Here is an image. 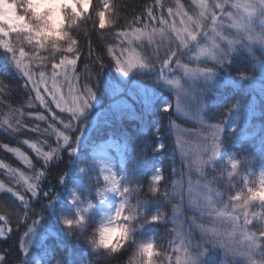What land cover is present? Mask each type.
I'll return each instance as SVG.
<instances>
[{
    "label": "clouds",
    "instance_id": "9594fccd",
    "mask_svg": "<svg viewBox=\"0 0 264 264\" xmlns=\"http://www.w3.org/2000/svg\"><path fill=\"white\" fill-rule=\"evenodd\" d=\"M191 3L198 6L180 33L165 31L153 36L148 41L151 51L147 54L142 43L137 50L131 47L132 42H120L122 50L131 48L144 58L145 68L137 75L169 89L186 113L205 105L204 89L198 94L195 81H210L220 70H227L233 56L244 52L251 57L248 70L234 74L242 81L253 79L264 63V0ZM108 4L109 0H0V54L17 77L23 76L16 67L17 59L38 73L73 54L79 56L78 35L87 22L93 24L101 39L106 34L102 30H112L119 23L114 6ZM16 89V84L0 76V129L11 136L21 134L25 127L22 115H17L23 103L13 102ZM237 103L223 111H231ZM33 128L41 131L40 125ZM211 148L212 140L205 139L193 162L196 175L179 199L149 185L147 194L151 201L159 200L167 206L151 214L145 211L149 200L133 204L125 195L128 188L120 192L108 187L97 189L104 193L99 202L105 201L107 193H118L121 199L99 212L90 224L89 214L96 203L72 196L68 204L74 206V214L59 213L58 220L65 236L86 249L76 264H206L205 258L212 251L219 253L215 264H264V211L257 210H264V171H254L249 164L245 166L244 158L235 157L224 158L217 167L221 145L216 156ZM91 168L92 163L87 161L79 166V171L84 169L83 174H87ZM53 193L52 188L44 193L50 198L42 201L41 207L53 203ZM33 213L38 219L29 228L43 219L39 209H33ZM12 216L11 210L0 202V219L7 218L9 222ZM16 220L26 222L18 214ZM155 224L163 226L165 240L155 233L147 238L137 237V233ZM248 237H254V242ZM52 264H65V259L58 255Z\"/></svg>",
    "mask_w": 264,
    "mask_h": 264
},
{
    "label": "trees",
    "instance_id": "16d2710c",
    "mask_svg": "<svg viewBox=\"0 0 264 264\" xmlns=\"http://www.w3.org/2000/svg\"><path fill=\"white\" fill-rule=\"evenodd\" d=\"M163 2L166 6L164 9L157 8L155 0H109V4L114 6V11L119 16V23L115 28L102 30L106 34L101 39L93 24L87 22L85 30L78 35L80 58L77 63V74L79 75L77 82L81 89L85 83L93 87L97 99L93 101L91 111L96 109L98 117L94 123L89 124L87 130L85 128L84 137L78 146L77 152L80 156L77 160H74L75 154L70 155V149L61 147L57 155L45 164L43 158L38 157L33 149L22 143L23 140L28 139L45 152L49 150V147H56L58 143L56 136L48 135L44 129H48L49 123L59 126L52 120L53 115L59 118L68 117V115L59 113L55 105H51L47 110L41 107L39 101L35 100V93L31 91L32 85L26 84L23 76L17 77L3 54H0V76L17 85L13 102L23 103L20 113H23L21 119L25 123L22 133L16 136L8 135L0 129V145L19 148L28 156L31 167L22 165L13 153L2 147H0V162L8 165L10 169L23 172L28 178H33L37 172H44V176L39 181H30L38 184V197L33 198L28 190L22 191L9 170L0 168V184H3L5 189L0 191V202L13 213L9 222L4 226L5 237L0 238V256L6 258L5 264H22V262L23 264H35L37 260L40 261V264H52L53 259L58 255L64 257L65 264H76L77 258L86 252L82 244L74 243L65 236L64 230L59 224L58 214H74V209L68 206L64 200L70 190H74L82 200L91 199L95 202L98 199L97 189L102 190L106 186V182L101 178L99 169L94 165V160L89 155L91 152L97 151L100 142L106 139L112 138L124 144V173L118 182L119 191L123 192L124 188H128L129 192L125 195L133 204L149 200L150 202L145 207L148 214L161 206L167 207L159 200L151 201V197L147 194L156 170H160L162 176L158 185L159 189L162 192L172 193L176 199L187 193L191 181L196 175L195 167H193L194 161L186 159L178 147V131L181 129L199 133L205 125L224 126L223 129L221 128L218 141L221 149L217 167L224 158L228 157L244 158L245 166L249 164L254 171L264 167V63L258 67L251 80L242 81L234 75L237 71L248 70L252 60L247 53L241 52L239 55L233 56L232 64L226 66L227 70H220L217 74L218 83L214 87L204 90L202 94L205 98V105L199 110H192V113L197 115L199 122L182 119L173 108H170L171 121L163 120L161 132L157 135L151 128V122L159 119L162 115L160 111L162 98H158L154 102L151 101L150 104L146 102L136 104L130 101L126 107H121L119 110L111 109L110 106L113 105L114 99L122 101L125 97V88L129 87L133 80H138L141 84H144V81L142 75L132 76L123 85V93L114 98L106 85L123 78L119 77L114 62L107 53V47L112 45L115 49H121V41L127 45L125 38L117 36L118 32H131L135 28L144 30L145 24L149 25L147 30L152 29L153 26L158 28L161 17L168 19L166 8L168 6L175 7L174 0H163ZM181 3L185 6L186 11H191L190 0H181ZM149 8L154 12L155 21L147 15L146 10ZM140 43L143 44L145 54L151 51L150 47L144 43L143 38L139 41L132 40L131 47L139 50ZM122 54L124 53L121 51L115 52L117 56ZM98 57L99 62H97ZM85 63L88 64L87 69H85ZM101 64H103L102 70ZM48 67L50 69V65ZM225 78L228 81L224 83L222 80ZM66 89L65 87L64 91ZM163 94L171 97V94L166 91ZM237 101L240 110L235 115V123L228 128L224 125L226 124L225 120L235 114L232 112L234 108L228 112L223 109ZM29 102L33 104L31 108L28 107ZM37 114L44 115L46 120H35L33 117ZM35 125H40V132L29 131ZM78 134V132L70 133L73 137ZM202 134L204 133L202 132ZM146 139L163 143L164 150L156 152L149 149L146 153H142L141 149ZM60 143L62 144V141ZM73 145L76 146L74 141ZM141 160L144 163L138 167V162ZM87 161L92 163V168L88 169L87 174L76 175L75 171ZM189 165L192 167L190 168ZM62 175L64 176L63 183L60 182ZM76 178L81 183L80 188L77 187ZM8 188L23 195L28 206L25 207L12 196L11 192L6 191ZM49 188L53 189L56 199L50 206L41 207V202L50 198V196L44 195ZM57 198L64 201H57ZM33 209H39L43 216V219L33 228V232L38 231L41 236L36 241L28 243L31 233L29 236H25V232L32 226V221L38 219L33 213ZM257 210L264 211L259 208ZM25 213L28 214L26 217ZM17 214L24 217L26 222H17ZM97 215V211H91L89 214L90 224L94 223ZM171 224L170 220L169 226ZM153 233L161 240L166 239L163 234V226L159 224L149 225L143 232L137 233V237L147 238ZM196 235L198 237L199 233L197 232ZM22 240L29 249L27 255L20 250ZM218 258L219 253L212 251L205 258L206 264H215Z\"/></svg>",
    "mask_w": 264,
    "mask_h": 264
},
{
    "label": "snow or ice",
    "instance_id": "6c2138e0",
    "mask_svg": "<svg viewBox=\"0 0 264 264\" xmlns=\"http://www.w3.org/2000/svg\"><path fill=\"white\" fill-rule=\"evenodd\" d=\"M155 6L157 8L164 9L166 6L163 0H155ZM198 5H195L197 7ZM108 7H111L108 4ZM148 17L152 18L155 21V15L151 8L147 9ZM168 13V18L173 21L179 17V26L175 22L169 23V19H165L163 17L159 20L160 27L157 28L155 26L152 27V31L148 32L147 28L148 24L144 25V30L140 28H135L131 32L121 31L117 33L118 37H123L127 40V43H131L132 40H141L142 38H146L149 42H151L153 36L161 35L165 31L175 32L177 34L180 33L181 29L186 26L188 23V17L190 16L189 12L185 10V6L181 3V0H176L175 7L168 6L166 8ZM139 21V18H137ZM79 52V47L77 48ZM116 51H121L122 55H115ZM107 53L111 60L114 62V66L116 71L119 74L120 78L115 82H109L106 87L110 90L112 96L115 98L116 96H120L123 91V85L127 83L128 80L132 78V76L137 75L138 71L143 70L145 68L144 58L140 55L139 52L129 48L127 50L115 49L113 47H107ZM80 58L73 54L72 58H65L64 61H58L55 64H50L49 67L43 71L38 73H33L29 65H26L22 62V59H17L15 61L17 69L22 72L23 77L25 78L26 84H31V91L35 93V100L39 101L41 107L46 110L50 107L48 103L49 97H46L44 94L40 92V87L43 86L46 93L50 94V101L52 105H55V108L58 109L59 113H67L69 116V121L65 122L63 119L59 118L56 115L52 116V120L56 122L57 126H54L52 123L48 124L47 134L55 135L57 138L56 147H49L47 152L42 151L41 148L37 147V144L31 142L28 139L22 141L23 144L27 145L29 148L33 149L38 157L43 158L45 164L51 161L58 153L61 147L65 149H71L70 155L77 153L78 146H80L82 138L84 137L85 127L81 126V122L91 121L88 120L89 117V109L93 107V101L97 99L96 92L93 87L88 83H85L81 89V86L77 82L79 80V75L77 74V63ZM99 62V61H98ZM88 68V64L85 63V69ZM101 69H103V64H101ZM38 76V79H37ZM211 79V75L209 76ZM165 83H172L171 81H165ZM67 88L65 93L64 89ZM131 95V93H129ZM123 102L121 100H115L113 105H111V109L119 110L120 106ZM176 111H183L179 100L177 99L175 102ZM28 107L31 108V102L28 103ZM160 111L162 115L159 119L153 120L151 122V128L154 129V134H160L162 128V121L169 120L170 117V106L166 102L161 103ZM23 115V113H20ZM35 120L43 121L45 116L41 114H37L33 117ZM75 121V123H73ZM175 125L173 124V127ZM214 129L212 133V155H218L220 144L218 143L220 139V133L222 131L219 124H215L211 126ZM31 132H40L39 129L30 128ZM71 132H78L79 134L76 136L70 135ZM62 141V144L60 143ZM73 141L75 145H73ZM0 147L4 148L6 151L10 153H14L16 156L20 157L23 162L31 167V161L28 156H26L19 148L9 147L8 145H0ZM165 145L163 143H159L156 140L146 139L144 141L143 148L141 149L142 153H146L149 149L159 152L164 150ZM144 163L143 160L138 162V167L142 166ZM0 168L9 170L15 175H17L23 183L26 185L27 190L31 193L33 198L38 197V184L34 182H30L31 180L39 181V179L44 175V172H37L33 178L26 177L22 172H18L15 169H10L8 165L3 162H0ZM81 173L85 170L81 169ZM103 179L111 184L110 191H118L117 188V180L115 177H109L105 175ZM162 180V176L160 174V170H156L152 176L151 186H155L158 188L160 181ZM63 183V180H60ZM4 185L0 184V191H4ZM6 191L11 192L12 196H14L17 200H19L22 204L27 207V201L25 197L18 192L13 191L11 188L6 189ZM75 197V194H73ZM247 217H245L246 219ZM0 222H3L5 225L8 223L7 218L0 219ZM33 232V228H28L25 232V236H29L30 233ZM5 237V228L0 227V238ZM250 242H254V237H248ZM31 241H28L30 243ZM20 250L25 255L28 254L29 249L26 246V243L22 240L20 244ZM5 257L0 256V264H5ZM23 264V262H22Z\"/></svg>",
    "mask_w": 264,
    "mask_h": 264
},
{
    "label": "rangeland",
    "instance_id": "374dc122",
    "mask_svg": "<svg viewBox=\"0 0 264 264\" xmlns=\"http://www.w3.org/2000/svg\"><path fill=\"white\" fill-rule=\"evenodd\" d=\"M190 2H191V0H190ZM191 5H192L191 11H188L190 15L192 14L193 9L195 8V5H193L192 3H191ZM173 22H175L177 24V26H179V17H177L174 21L172 19H169V23H173ZM147 31L151 32L152 29H148ZM143 41L145 44H147L149 46L148 40L146 38H143ZM37 79H38V76H37ZM143 81H144V84H141L140 81L133 80L131 85L129 87L125 88V92H124L125 97L122 99V101L126 102V103H122L119 109H121V107H126L127 103H129L130 101L132 103L134 102L136 104H142L144 102L150 104L149 102H151V101L154 102L158 98H162L163 102H165V103L167 102L169 104L170 108H173L175 113L178 116H180V118H182V119L186 118V119H189V120H192L195 122H199L197 115L193 114L192 110L190 112H187V113L184 110L181 112L176 111L175 97L172 95L170 97L166 94H163L164 91L170 93L169 89L155 86L153 83L148 82L144 76H143ZM218 81H219L218 75H215L212 77V79L210 81L204 80V79H199V80L195 81L194 87H196L197 93L199 94L200 89H204V90L210 89V88L214 87L218 83ZM222 81H224V83H225L228 80H227V78H225V80H222ZM66 91H67V89H66ZM66 91H65V93H66ZM40 92L42 94H44L46 97H49L48 103L51 107L52 104L50 101V94L45 92L43 86L40 87ZM129 93H131V95ZM193 110H195V109H193ZM239 110H240V107H238V106H236L232 110V112L235 114H233V116H230L228 119L225 120V122H226V124H224L225 126L230 128L235 123V121H236L235 115H237V112ZM89 111L90 112H89L88 120L91 121V123H94L98 117V111L96 109L94 111L93 110L91 111V108L89 109ZM65 114H67V113H65ZM61 119H63L65 122H68L70 118L68 116V117H62ZM73 123H75V121H73ZM89 124L90 123L88 121L81 122V125L83 127H85L86 130L89 127ZM211 126L212 125L203 126V130L199 133L188 132V131H185L184 129H181L178 131V147H179L180 152L184 156H186V159H189V160L191 159V160L195 161L198 158L199 147L205 141V139L207 141L211 142L212 133L214 132V129ZM221 128L223 129L224 126H222ZM202 132L204 134H202ZM180 135H183L184 137L182 138ZM123 154H124V144L118 142L115 139L109 138V139H106V140L100 142L98 150L93 151L89 155L93 158L94 165L99 169V173H100L101 178L103 179V177L105 175H107L109 177L114 176L115 179L117 180V188H118L119 179L121 178V176L123 175V172H124V168H123L124 156H123ZM79 156H80V154L78 152L75 153L74 160H77L79 158ZM14 157L22 165L27 166L20 157L16 156L15 154H14ZM193 167H195V165H193ZM259 170L264 171V167H260ZM18 172H20V171H18ZM11 173L14 175L16 181L18 182V184L22 188V191H27V187L23 183V181L17 175H15V173H13V172H11ZM75 174L81 175L82 173L78 169L75 171ZM105 182H106V186L103 189L111 187V184L109 182H107V181H105ZM76 183H77V187L80 188L81 184H80L79 180H76ZM73 194L78 196L77 193H75L73 190H70L68 196L64 200L66 201V204L68 206H70L74 209L73 205L68 204V200H70L72 198ZM96 194L98 195V199L95 201L96 206L93 208V210L97 211L98 214L101 211L108 210L112 205H114L115 203H117L119 201V194L118 193H107L106 194L107 198L105 199V201H102V202H99V200L104 198V193H102V192L98 193L97 192ZM57 200H60V198H58ZM64 200H62V201H64ZM40 236H41V233H39L38 231H34L30 234L28 240L29 241H36V239Z\"/></svg>",
    "mask_w": 264,
    "mask_h": 264
}]
</instances>
